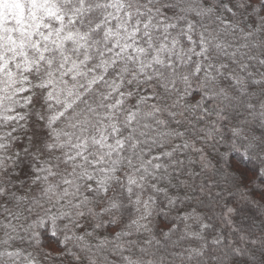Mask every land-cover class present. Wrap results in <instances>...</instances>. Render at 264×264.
Here are the masks:
<instances>
[{
	"label": "snow or ice",
	"instance_id": "6c2138e0",
	"mask_svg": "<svg viewBox=\"0 0 264 264\" xmlns=\"http://www.w3.org/2000/svg\"><path fill=\"white\" fill-rule=\"evenodd\" d=\"M0 264H264V0H0Z\"/></svg>",
	"mask_w": 264,
	"mask_h": 264
}]
</instances>
